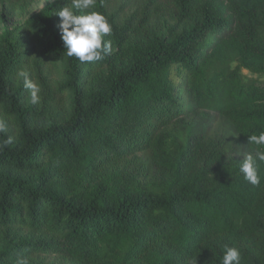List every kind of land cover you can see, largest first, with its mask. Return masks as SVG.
<instances>
[{
	"label": "trees",
	"instance_id": "trees-1",
	"mask_svg": "<svg viewBox=\"0 0 264 264\" xmlns=\"http://www.w3.org/2000/svg\"><path fill=\"white\" fill-rule=\"evenodd\" d=\"M70 4L0 32V264H264V84L240 71L264 74V0H96L111 51L85 63ZM201 109L216 126L182 132Z\"/></svg>",
	"mask_w": 264,
	"mask_h": 264
},
{
	"label": "clouds",
	"instance_id": "clouds-1",
	"mask_svg": "<svg viewBox=\"0 0 264 264\" xmlns=\"http://www.w3.org/2000/svg\"><path fill=\"white\" fill-rule=\"evenodd\" d=\"M96 0H71L70 6L60 8L55 15L60 17L58 25L61 38L69 57H76L81 63L100 60L102 54L111 51V41L105 37L111 34L112 25L107 17L94 9ZM18 77L23 78V86L28 90L32 104H38L41 100V86L30 78L28 73L20 71ZM249 143L264 147V131L249 136ZM258 160L264 162V152L258 156ZM257 158L247 154L241 160L239 171L244 179L252 185H259L261 177L258 173ZM241 251L238 247H225L221 264H241ZM17 264H26L21 259Z\"/></svg>",
	"mask_w": 264,
	"mask_h": 264
},
{
	"label": "rangeland",
	"instance_id": "rangeland-1",
	"mask_svg": "<svg viewBox=\"0 0 264 264\" xmlns=\"http://www.w3.org/2000/svg\"><path fill=\"white\" fill-rule=\"evenodd\" d=\"M56 0H12L4 5L0 6V32L4 29H12L17 26H21L23 22L33 13L38 11L42 6L49 2ZM123 6L128 10L131 9V5L137 0H122ZM164 15L169 18L167 9L163 10ZM241 74L243 79H255L259 83L264 84V74L252 72L251 70L242 67ZM52 74L55 75L53 69ZM185 95V94H184ZM186 96V95H185ZM214 114H210L206 110H199L195 113L193 119L189 122V125L182 127V132L192 133V134H205L208 129L216 126V120Z\"/></svg>",
	"mask_w": 264,
	"mask_h": 264
}]
</instances>
